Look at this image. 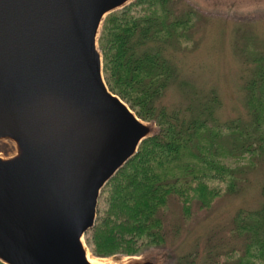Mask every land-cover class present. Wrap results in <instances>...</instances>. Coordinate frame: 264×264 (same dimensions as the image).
I'll use <instances>...</instances> for the list:
<instances>
[{
  "label": "trees",
  "instance_id": "obj_1",
  "mask_svg": "<svg viewBox=\"0 0 264 264\" xmlns=\"http://www.w3.org/2000/svg\"><path fill=\"white\" fill-rule=\"evenodd\" d=\"M199 14L185 0H135L104 20L98 43L106 83L158 130L104 187L95 226L85 234L94 256H138L165 246L180 232L168 218L171 202L179 203L184 221L209 214L252 172H263L264 199V38L238 32L247 117L221 120L219 95L179 81L174 62L194 43ZM173 87L184 97L169 106ZM166 264H264V200L240 208Z\"/></svg>",
  "mask_w": 264,
  "mask_h": 264
},
{
  "label": "water",
  "instance_id": "obj_2",
  "mask_svg": "<svg viewBox=\"0 0 264 264\" xmlns=\"http://www.w3.org/2000/svg\"><path fill=\"white\" fill-rule=\"evenodd\" d=\"M133 1L0 0L5 264H95L85 234L101 193L156 133L108 87L98 43L105 18Z\"/></svg>",
  "mask_w": 264,
  "mask_h": 264
},
{
  "label": "rangeland",
  "instance_id": "obj_3",
  "mask_svg": "<svg viewBox=\"0 0 264 264\" xmlns=\"http://www.w3.org/2000/svg\"><path fill=\"white\" fill-rule=\"evenodd\" d=\"M185 3L195 7L203 18L197 20L194 43L174 57L179 81L205 92L214 90L222 102L218 111L221 120L245 116L247 72L245 61L238 52V42L242 41L238 40V32L246 30L259 39L264 38V0H185ZM183 97L181 91L173 87L167 93L165 103L173 106ZM151 123L154 133L157 132V126ZM12 150L10 144L0 143V151L4 154ZM262 182L263 172H252L241 191L223 196L209 214L199 212L187 221L182 218L179 203L171 202L168 218L180 232L178 236H171L165 246L150 247L138 256L118 253L98 257L90 250L88 254L105 264H126L149 256L156 257L158 264L171 262L178 255L190 251L196 242L203 241L213 227L229 222L240 208L260 207L264 200Z\"/></svg>",
  "mask_w": 264,
  "mask_h": 264
},
{
  "label": "bare ground",
  "instance_id": "obj_4",
  "mask_svg": "<svg viewBox=\"0 0 264 264\" xmlns=\"http://www.w3.org/2000/svg\"><path fill=\"white\" fill-rule=\"evenodd\" d=\"M90 260L95 264H105L103 261L98 260L95 257L89 256Z\"/></svg>",
  "mask_w": 264,
  "mask_h": 264
}]
</instances>
